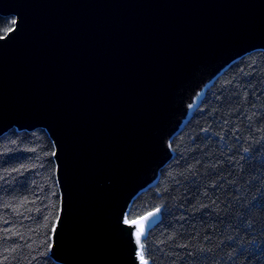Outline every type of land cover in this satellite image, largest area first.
<instances>
[{
	"label": "water",
	"instance_id": "1",
	"mask_svg": "<svg viewBox=\"0 0 264 264\" xmlns=\"http://www.w3.org/2000/svg\"><path fill=\"white\" fill-rule=\"evenodd\" d=\"M0 16L13 18L0 36V136L42 129L53 145L49 256L140 264L156 218L125 223L129 207L204 90L264 51V0H0Z\"/></svg>",
	"mask_w": 264,
	"mask_h": 264
},
{
	"label": "trees",
	"instance_id": "2",
	"mask_svg": "<svg viewBox=\"0 0 264 264\" xmlns=\"http://www.w3.org/2000/svg\"><path fill=\"white\" fill-rule=\"evenodd\" d=\"M12 25L0 16V36ZM170 149L127 214L157 213L146 264H264V51L204 90ZM53 152L42 129L0 136V264H58L49 256L60 204Z\"/></svg>",
	"mask_w": 264,
	"mask_h": 264
},
{
	"label": "snow or ice",
	"instance_id": "3",
	"mask_svg": "<svg viewBox=\"0 0 264 264\" xmlns=\"http://www.w3.org/2000/svg\"><path fill=\"white\" fill-rule=\"evenodd\" d=\"M148 215L151 216V215H154V213H149ZM144 219H147V217L140 218V219H137V220H133V221H131V223L134 224V225H139V224H142L143 223V220ZM125 223H129V221L125 220ZM141 234L142 233L140 231H137L136 232V243L138 245L140 244V236H141ZM140 252H141V255H140V264H146V260H145V257L143 255V249L142 248L140 249Z\"/></svg>",
	"mask_w": 264,
	"mask_h": 264
},
{
	"label": "rangeland",
	"instance_id": "4",
	"mask_svg": "<svg viewBox=\"0 0 264 264\" xmlns=\"http://www.w3.org/2000/svg\"><path fill=\"white\" fill-rule=\"evenodd\" d=\"M154 218H157V213L156 212L154 213Z\"/></svg>",
	"mask_w": 264,
	"mask_h": 264
}]
</instances>
